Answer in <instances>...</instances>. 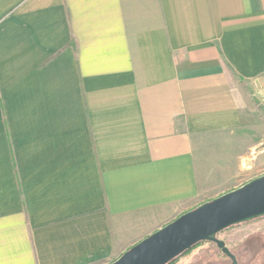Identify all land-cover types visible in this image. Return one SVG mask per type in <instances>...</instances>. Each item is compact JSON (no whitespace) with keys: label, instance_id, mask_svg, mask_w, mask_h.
I'll return each instance as SVG.
<instances>
[{"label":"crops","instance_id":"obj_1","mask_svg":"<svg viewBox=\"0 0 264 264\" xmlns=\"http://www.w3.org/2000/svg\"><path fill=\"white\" fill-rule=\"evenodd\" d=\"M264 162V0H0V264H108Z\"/></svg>","mask_w":264,"mask_h":264},{"label":"water","instance_id":"obj_2","mask_svg":"<svg viewBox=\"0 0 264 264\" xmlns=\"http://www.w3.org/2000/svg\"><path fill=\"white\" fill-rule=\"evenodd\" d=\"M264 216V173L188 210L145 236L108 264H167L200 241L213 242L238 264L217 237L232 225Z\"/></svg>","mask_w":264,"mask_h":264},{"label":"rangeland","instance_id":"obj_3","mask_svg":"<svg viewBox=\"0 0 264 264\" xmlns=\"http://www.w3.org/2000/svg\"><path fill=\"white\" fill-rule=\"evenodd\" d=\"M263 173L264 162L244 169L235 187ZM217 237L225 242V245L235 255L238 264H264V217L229 227L220 232ZM229 263L230 259L215 243L203 241L178 257L174 264Z\"/></svg>","mask_w":264,"mask_h":264},{"label":"trees","instance_id":"obj_4","mask_svg":"<svg viewBox=\"0 0 264 264\" xmlns=\"http://www.w3.org/2000/svg\"><path fill=\"white\" fill-rule=\"evenodd\" d=\"M262 217H264V216H262ZM258 218H261V217H258ZM258 218H255V219H258ZM255 219H253V220H255ZM251 221H252V220H251ZM248 222H249V221H248ZM232 226H234V225H232ZM232 226H229V227H232ZM229 227H228V228H229ZM226 229H227V228H226ZM224 230H225V229H224ZM224 230H222V231H224ZM222 231H221V232H222ZM218 234H219V233H218ZM218 234H217V235H218ZM201 242H203V241H200V242L194 244L190 249L196 247V246H197L199 243H201ZM190 249H188V250L182 252L180 255H178V256H176L175 258H173L172 260H170L167 264H174V263L176 262V260L178 259V257H180V256L183 255L184 253L188 252Z\"/></svg>","mask_w":264,"mask_h":264}]
</instances>
